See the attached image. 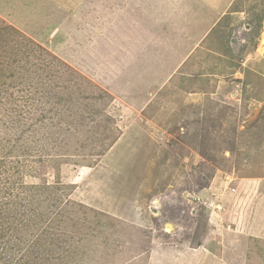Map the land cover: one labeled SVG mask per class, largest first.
Wrapping results in <instances>:
<instances>
[{"label":"rangeland","instance_id":"rangeland-1","mask_svg":"<svg viewBox=\"0 0 264 264\" xmlns=\"http://www.w3.org/2000/svg\"><path fill=\"white\" fill-rule=\"evenodd\" d=\"M230 2L202 38L203 0H0V258L264 264V0Z\"/></svg>","mask_w":264,"mask_h":264},{"label":"trees","instance_id":"trees-1","mask_svg":"<svg viewBox=\"0 0 264 264\" xmlns=\"http://www.w3.org/2000/svg\"><path fill=\"white\" fill-rule=\"evenodd\" d=\"M33 83V82H31ZM16 112V111H15ZM18 114V112H16ZM32 127V126H30ZM36 127V126H35ZM64 138H61L59 139V146H61L63 144L64 145H68L69 143V137L67 135V133H65L63 135ZM17 142L15 140L14 144L13 145H10V143L12 142V140L8 139L7 143V150L5 148V146L3 148H5V153L4 155H7L11 152V148H14V151L18 152L20 149L19 147V140H20V137H17ZM9 146L11 148H9ZM58 146V147H59ZM47 147H49L47 145ZM55 148H57L55 146ZM2 149V142H0V150ZM24 149V148H23ZM23 152H25V150H23ZM2 154V153H1ZM4 163V159L0 158V166H2V164ZM7 185V184H6ZM8 186H9V183H8ZM29 229H26V231H22V233H18L19 229H15V234H18L19 236H15L14 239L10 242V244L8 243V250L10 249L11 250V253L10 255H2L1 258H0V261H4L5 263L4 264H7L9 261H12L15 259V264H37L35 262H31V261H28L27 260V256H28V251L31 249L32 246H30L27 241V236L31 235L33 232H29ZM36 229V228H34ZM4 249V248H3ZM32 251V250H30ZM26 252V256L24 257L23 256V253ZM12 257V258H11ZM37 259H39V257L37 256ZM24 261V262H23ZM40 264H45V263H40Z\"/></svg>","mask_w":264,"mask_h":264},{"label":"crops","instance_id":"crops-1","mask_svg":"<svg viewBox=\"0 0 264 264\" xmlns=\"http://www.w3.org/2000/svg\"><path fill=\"white\" fill-rule=\"evenodd\" d=\"M205 1V3H207V5L209 6V8L211 9H214V11H212V14L213 12L215 13L213 17H211V19L213 20L211 24H209L208 22V26L205 27V29L203 30V34L201 35V37L203 38L204 36H206L216 25V23L218 22V20L220 18H222L224 15H226V11H228V7L229 5L227 3L230 2V4H232V1L233 0H203ZM199 4L196 6H194L193 8H189L187 10V12H195V11H198V7L200 6V2H198ZM186 13L185 11L183 12V14ZM211 14V15H212ZM198 17V16H197ZM196 19V18H195ZM200 22H204V21H207L204 17L203 18H200L199 19ZM194 27H196V29H199V24L194 20ZM198 27V28H197ZM200 36V35H199ZM201 37L199 38V40L201 39Z\"/></svg>","mask_w":264,"mask_h":264},{"label":"bare ground","instance_id":"bare-ground-1","mask_svg":"<svg viewBox=\"0 0 264 264\" xmlns=\"http://www.w3.org/2000/svg\"><path fill=\"white\" fill-rule=\"evenodd\" d=\"M169 225V224H168ZM170 229H171V226H168V230L170 231Z\"/></svg>","mask_w":264,"mask_h":264}]
</instances>
